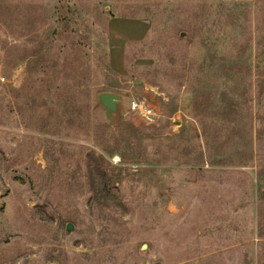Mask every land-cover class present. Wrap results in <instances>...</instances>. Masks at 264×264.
Here are the masks:
<instances>
[{"label": "rangeland", "instance_id": "374dc122", "mask_svg": "<svg viewBox=\"0 0 264 264\" xmlns=\"http://www.w3.org/2000/svg\"><path fill=\"white\" fill-rule=\"evenodd\" d=\"M0 264H264V0H0Z\"/></svg>", "mask_w": 264, "mask_h": 264}, {"label": "crops", "instance_id": "0c3cea01", "mask_svg": "<svg viewBox=\"0 0 264 264\" xmlns=\"http://www.w3.org/2000/svg\"><path fill=\"white\" fill-rule=\"evenodd\" d=\"M148 22L136 18L114 17L108 23V44L112 65L120 66L126 43L146 36Z\"/></svg>", "mask_w": 264, "mask_h": 264}, {"label": "water", "instance_id": "95a60500", "mask_svg": "<svg viewBox=\"0 0 264 264\" xmlns=\"http://www.w3.org/2000/svg\"><path fill=\"white\" fill-rule=\"evenodd\" d=\"M144 98L151 104H156V101H151L148 95ZM97 105L103 109V113L109 121H112L118 114L121 96L110 91H101L96 94ZM71 224H67L66 229L70 230Z\"/></svg>", "mask_w": 264, "mask_h": 264}, {"label": "built area", "instance_id": "2783aa9c", "mask_svg": "<svg viewBox=\"0 0 264 264\" xmlns=\"http://www.w3.org/2000/svg\"><path fill=\"white\" fill-rule=\"evenodd\" d=\"M150 98V97H149ZM151 101H154L150 98ZM157 107L149 103L144 97L141 99H132L129 103L128 113L140 118L151 120L157 115Z\"/></svg>", "mask_w": 264, "mask_h": 264}]
</instances>
